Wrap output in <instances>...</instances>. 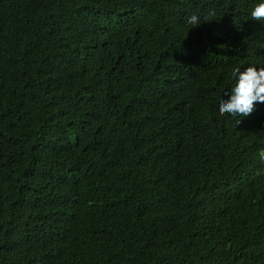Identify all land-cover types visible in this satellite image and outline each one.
I'll use <instances>...</instances> for the list:
<instances>
[{"label": "trees", "instance_id": "obj_1", "mask_svg": "<svg viewBox=\"0 0 264 264\" xmlns=\"http://www.w3.org/2000/svg\"><path fill=\"white\" fill-rule=\"evenodd\" d=\"M259 2L0 0V264H264Z\"/></svg>", "mask_w": 264, "mask_h": 264}, {"label": "clouds", "instance_id": "obj_2", "mask_svg": "<svg viewBox=\"0 0 264 264\" xmlns=\"http://www.w3.org/2000/svg\"><path fill=\"white\" fill-rule=\"evenodd\" d=\"M216 15L214 8L209 9L203 16L205 22L210 17ZM252 20L264 23V0L255 4L250 12ZM188 25L192 28L200 26L201 16L193 13L186 17ZM234 76L236 82L231 89L230 98L227 100H220L219 113L221 115H230L233 117H248L254 111L256 103H264V67L258 69L253 66L247 67L243 72L237 67L234 69ZM241 119L236 120L238 125ZM261 159H264V152L261 153Z\"/></svg>", "mask_w": 264, "mask_h": 264}]
</instances>
